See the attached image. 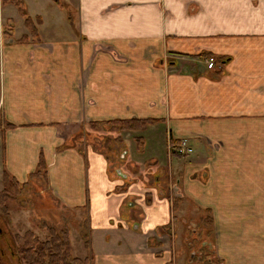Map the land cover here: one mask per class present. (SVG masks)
<instances>
[{"label":"crops","instance_id":"crops-1","mask_svg":"<svg viewBox=\"0 0 264 264\" xmlns=\"http://www.w3.org/2000/svg\"><path fill=\"white\" fill-rule=\"evenodd\" d=\"M21 1L36 36L0 0L1 178L26 188L43 157L60 208L85 214V235L67 229L79 258L171 264L178 175L177 197L212 211L223 264H264V0ZM131 119L155 122L126 135L117 167L78 147L93 124Z\"/></svg>","mask_w":264,"mask_h":264},{"label":"rangeland","instance_id":"rangeland-1","mask_svg":"<svg viewBox=\"0 0 264 264\" xmlns=\"http://www.w3.org/2000/svg\"><path fill=\"white\" fill-rule=\"evenodd\" d=\"M68 20L70 19L68 18ZM16 26L18 28V31L21 32V25L18 24ZM62 34L67 40L70 38L71 35L68 31L64 30H62ZM110 128L111 127L107 125L104 131H102V129H99L102 132L96 131V129L83 130L81 135L79 136L80 142L78 143V147L87 148L89 146H92L96 150L108 154V156L111 158L109 161L110 166L111 168H114L117 167L116 159L120 157V155H118L119 152L122 153L125 150H131L129 148L126 149L125 145V147L122 148L121 145L122 142L126 141L124 139H126L125 137L127 134H129V132L117 131L113 128ZM128 137L129 136H127V138ZM130 137V139L135 138L132 135ZM135 140H137V138H135ZM186 145L188 148L191 149L189 141L186 142ZM1 160L2 159L0 158V164ZM119 162L122 163V160H119ZM126 166H128L129 168L131 167L128 163L126 164ZM177 176L178 175L172 176L174 180H172L171 183L170 181L167 182L168 186L171 185V187H173L172 204H174L175 200H181V205L179 206L178 211H173L176 218L173 228L174 240H172L171 264H189L190 255L193 253L196 255L193 256L196 262H198V257L202 255L205 256L208 251L209 254L211 253L212 255L217 257L216 252L213 248L215 241L213 230L209 232L208 227H206L205 224V218H207V215L205 213L206 211L199 209L194 202L189 200L188 197L185 198L184 196H182V198L177 199V189L175 190V179L177 178ZM2 178L0 176V182ZM146 182L149 184V181ZM162 184L163 186H165V181H163ZM8 206L11 220L6 223L2 220L0 216V228L4 230L5 234H7V231H10L12 234L15 235H23L28 230H32V232L34 231V233H37L35 234L40 239L44 240L49 237L47 231L43 229L44 224L55 228L59 232L66 229H72L69 225H73L77 227L76 231L78 233H81V235L86 234V226L84 225L85 214L76 213L75 215L77 218V224L73 223L72 220L74 213L65 211L64 209L60 208L58 202L52 197V194L48 191V185L45 184V181L42 176L32 177L30 185L26 187L21 194L15 197L13 201L9 202ZM70 240L72 246L75 247L76 252L74 256L79 257L81 253L80 240L76 238V235L74 234V229L72 237L70 234ZM153 242H150V245H153ZM1 243H6V239H2ZM204 244L205 249H203ZM158 246V243H156V247ZM79 249L80 252H78ZM10 260L11 259H8L7 262L11 264H16V262ZM218 262L220 264H223L220 261ZM21 264L26 263L23 262Z\"/></svg>","mask_w":264,"mask_h":264},{"label":"trees","instance_id":"trees-1","mask_svg":"<svg viewBox=\"0 0 264 264\" xmlns=\"http://www.w3.org/2000/svg\"><path fill=\"white\" fill-rule=\"evenodd\" d=\"M12 2L19 7L20 12L26 19L25 24L30 32L35 36L38 35V30L31 18H29L24 3L21 0H12ZM37 22L40 23V20L38 19ZM153 122H155V120L131 119L109 122L106 123V125H109L117 131L142 132ZM6 126L8 127V125ZM103 126L104 123L93 124L92 128L93 130L96 129V131H101L99 129H104L102 128ZM9 127L13 128L11 125H9ZM179 143L178 141H171L172 154L179 158H184L188 156V154L180 155L177 153ZM47 173V164L44 158L41 157L38 170L32 177L42 176L44 181H46ZM25 186V184L19 183L14 177L7 173V171L4 172L3 190L0 192V216L4 222L7 223L11 220L8 203L21 194ZM180 205L181 200H175L173 211H178ZM205 211L207 218H205L206 221H204L210 232L213 230L212 211L208 209ZM43 227L49 236L44 240L40 239L30 230L23 235H15L10 231H7V234H5L4 230L0 228V264H11L7 262L8 259L16 262V264H21L23 262L26 264H93L89 258L82 259L74 256L69 230L66 229L59 232L46 224H44ZM2 239H6V243H1ZM205 258L204 264H220L218 262L219 260L211 253L205 254Z\"/></svg>","mask_w":264,"mask_h":264},{"label":"built area","instance_id":"built-area-1","mask_svg":"<svg viewBox=\"0 0 264 264\" xmlns=\"http://www.w3.org/2000/svg\"><path fill=\"white\" fill-rule=\"evenodd\" d=\"M206 62H207V65H208V69H214L215 67H217V65H219L217 58L212 57V56L208 57ZM186 142L187 141L181 142L180 146L177 149L178 152L183 154V155L192 153V150L187 147Z\"/></svg>","mask_w":264,"mask_h":264},{"label":"flooded vegetation","instance_id":"flooded-vegetation-1","mask_svg":"<svg viewBox=\"0 0 264 264\" xmlns=\"http://www.w3.org/2000/svg\"><path fill=\"white\" fill-rule=\"evenodd\" d=\"M183 141H186V140H181L180 141V143H179V146H180V144H181V142H183ZM178 146V147H179ZM169 147H170V151L172 152V144H171V142H170V144H169ZM177 147V148H178ZM178 154H180V155H183V154H181V153H179V152H177ZM189 155V154H188ZM193 242H194V240H193ZM190 245H192V244H190ZM203 249H205V244L203 245ZM208 253H209V251H208ZM207 254V253H206ZM202 255V254H201ZM193 256H196L194 253L193 254H191L190 255V258H189V264H192V262H193V264L195 263V264H204V261L206 260V258H205V256H200V257H198L199 259H198V262H196L195 261V259L193 258ZM216 257V256H215ZM221 263H223L218 257H216Z\"/></svg>","mask_w":264,"mask_h":264}]
</instances>
